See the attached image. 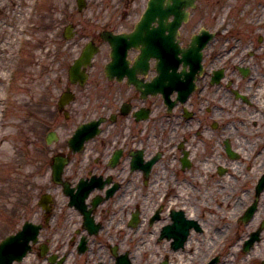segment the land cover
<instances>
[{
    "label": "flooded vegetation",
    "instance_id": "1",
    "mask_svg": "<svg viewBox=\"0 0 264 264\" xmlns=\"http://www.w3.org/2000/svg\"><path fill=\"white\" fill-rule=\"evenodd\" d=\"M0 1L11 14L29 10L25 0ZM208 16L179 28L180 47L196 28L211 37L193 72L195 91L184 101L170 93L172 107L161 95L128 85L126 75L105 78L107 45L106 56L93 60L87 85L74 90L75 100L63 109L67 118L63 110L57 115L70 122L67 135L86 118L106 120L81 152H71L67 140L58 151L68 159L64 179L70 186L90 176L100 184L82 209L62 201L42 213L38 245L14 264H262L264 192L254 214L246 221L243 216L254 199L249 162L264 154V14H255L253 25L239 32ZM155 65L149 63L146 80L156 76ZM225 142L237 159L225 152ZM172 223L178 235L184 233L177 246L164 231ZM251 238L253 246L244 252Z\"/></svg>",
    "mask_w": 264,
    "mask_h": 264
},
{
    "label": "rangeland",
    "instance_id": "2",
    "mask_svg": "<svg viewBox=\"0 0 264 264\" xmlns=\"http://www.w3.org/2000/svg\"><path fill=\"white\" fill-rule=\"evenodd\" d=\"M260 1L197 0L191 26L201 14H219L239 32L250 27L254 14H261ZM117 2H91L77 14L73 0H43L32 14H0V110H6L5 121L0 120L6 125L0 132L10 134L0 141L7 149L0 155V238L17 230L23 218L33 217L37 208L32 204L49 185V170L44 167L62 145L46 147L43 137L51 128L61 136L69 131L70 122L63 123L53 108L65 85L66 68L84 44L82 37L101 29L131 27L145 0ZM28 3L25 0V7ZM70 22L77 25L78 34L66 41L62 31Z\"/></svg>",
    "mask_w": 264,
    "mask_h": 264
},
{
    "label": "water",
    "instance_id": "3",
    "mask_svg": "<svg viewBox=\"0 0 264 264\" xmlns=\"http://www.w3.org/2000/svg\"><path fill=\"white\" fill-rule=\"evenodd\" d=\"M163 0H158V5L155 3L154 0H150L149 4H148V8L145 12V15L143 17L142 22L137 26V30L131 34L129 36V40L127 39H123V40H116L114 41V43L116 44L115 49L119 50L120 48L125 49V43L128 45H134L136 46V44H138L139 42V38L142 40V49L145 47L146 51H151V47H152V39H151V31L148 30L149 26H150V22L153 20V15L152 14H165L164 11H162V2ZM172 2V5L169 6L167 5V13L166 14H170V13H174V14H178L176 11L181 8L183 5V7H186L188 5H190V7H194L193 4V0H168V2ZM160 3V4H159ZM79 6L81 7L82 5V0L78 1ZM156 6V7H155ZM182 7V8H183ZM157 9H161L159 10L160 12H157ZM187 14V13H184ZM145 31V32H144ZM89 56H82L81 60L83 59H88ZM78 66L76 67L77 70ZM60 177V171L54 172V178L56 180H58V178ZM264 183V182H263ZM28 237L23 234L20 233L19 235H17L16 237H10L7 238L1 245L0 247V261H2V259L4 260L9 259V257H7V253H2L5 251H11L10 248L12 247H18L21 248V250L23 251L26 248V244L28 242Z\"/></svg>",
    "mask_w": 264,
    "mask_h": 264
},
{
    "label": "bare ground",
    "instance_id": "4",
    "mask_svg": "<svg viewBox=\"0 0 264 264\" xmlns=\"http://www.w3.org/2000/svg\"><path fill=\"white\" fill-rule=\"evenodd\" d=\"M13 93H15V92H13ZM9 125H11L10 123H9ZM9 132L7 131L6 132V134H8ZM0 136H1V132H0ZM3 140H2V138H1V142H2ZM7 154V149H6V146L5 145H3V144H1L0 145V155H6Z\"/></svg>",
    "mask_w": 264,
    "mask_h": 264
}]
</instances>
